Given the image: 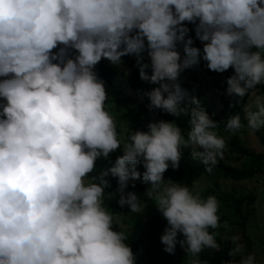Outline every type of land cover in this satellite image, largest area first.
<instances>
[{
  "label": "clouds",
  "instance_id": "clouds-1",
  "mask_svg": "<svg viewBox=\"0 0 264 264\" xmlns=\"http://www.w3.org/2000/svg\"><path fill=\"white\" fill-rule=\"evenodd\" d=\"M185 22L196 25L202 52ZM68 49L78 54L70 58ZM145 51L150 65L140 63ZM133 54L140 78L159 85L147 93L149 108L188 116L186 137L174 122L160 120L146 132H129L123 144L118 139L104 81L93 69L102 58L119 64ZM195 58L214 72L234 69L229 95L243 98L264 84V0H0V98L6 101L0 104V264H135L126 234L113 230L104 205L109 174L117 178V203L132 213L146 205L126 191L129 182L150 185L145 194L167 222L160 237L165 252L174 254L179 244L187 264H208L199 254L219 248V233L209 231L220 227L217 198L203 196L199 180L164 179L170 164L179 168L182 148L208 173L226 149L214 130L218 122L176 83ZM252 96L247 123L232 115L226 132L264 127V94ZM121 145L115 164L86 182L96 161ZM230 239L233 259L225 264H255L240 238Z\"/></svg>",
  "mask_w": 264,
  "mask_h": 264
},
{
  "label": "trees",
  "instance_id": "trees-1",
  "mask_svg": "<svg viewBox=\"0 0 264 264\" xmlns=\"http://www.w3.org/2000/svg\"><path fill=\"white\" fill-rule=\"evenodd\" d=\"M185 26L190 30L189 36L193 38L194 43L192 46L200 48L202 52L203 43L195 38L196 25L185 22ZM60 47H63V45H58L56 49L52 50L53 53H57ZM67 53L70 58H74L75 55L78 54L74 49H68ZM181 57H183L182 54ZM122 58L130 69L127 76L128 86L137 95V98L128 97L124 90L115 86L117 72L113 67L108 65L103 58L93 69L100 79L113 88L112 91H108L105 88L108 97L105 102V108L114 117L118 136L123 133V125L125 123L131 124L126 132L127 136L129 132H135L137 130L146 132L149 130L148 124L150 122L164 120L174 122L181 128L182 134L186 137L187 132L190 130L188 124L189 117L184 115L176 117L161 109H150V100L147 96L149 92L147 90V81L140 78L137 61H134L131 55H126ZM150 62V57H147L146 64L150 65ZM146 71L149 75L152 74L151 68L146 69ZM234 74V69L230 67L223 73H216L214 75L215 77H213L212 71L207 68V62L201 58H195V62L192 63L190 67L184 68L178 74V77L183 78L182 81L178 82L181 90L187 92L189 97H195L200 102V107L209 114L210 119L218 122L216 129H214L218 134L228 133L225 131V124L227 119L232 115H240L242 122L246 124L247 122L244 116L245 111L248 110L251 104L252 92L255 91V94L258 95L264 94V84H262L257 85L255 90H249V93L243 98L229 95L227 92V79ZM2 79H4V77H0V80ZM205 80H207L208 83H205ZM204 84L211 85L215 88L218 97V104L216 106L209 105L208 101L202 95ZM113 97H116V100L110 103ZM2 103H6V101L0 98V104ZM255 134L259 141L264 144V127ZM125 139L126 138H124V140ZM181 151L182 158L180 160V166L178 169H173L170 164L168 170L164 173V179L166 181L181 182L184 179H188L189 183H192L194 179L199 180L202 177H207L210 180L216 181L213 185L214 189L208 190L206 196L214 195L219 202L217 214L220 217V227L218 229H209L210 233H219V235L216 236L219 248H205L199 254L200 259L202 261H207L208 264H225L226 261L233 259L228 253L234 245L229 239L221 235L222 228H225V222H227L228 226L231 225L230 218L225 210L232 211L241 219L239 225L243 228L244 237L246 239L244 255L251 254L253 241L247 233V224L251 217V213L249 211H244V209L252 206L258 198L253 193L241 194L238 196L222 192L217 182L242 183L257 180L259 175L264 174V153H257L247 148H241L240 153L245 157V162L242 164L241 168H234L231 165L221 162L218 158V162L213 167L212 172L208 173L205 171L203 164L193 159L190 149L182 148ZM122 155L123 146L121 145V148L110 153L107 159L103 157L99 158L96 161L94 171L89 174L88 177H85V181L88 182L91 176L98 175L100 172L111 168L115 164L117 157ZM136 170L143 173L145 169L142 164H138L136 165ZM106 178L110 181V187L105 189L104 205L106 208L111 215L133 216V225L128 232L124 233L127 236L125 243L131 247L134 253L135 264H187L189 257L179 244L176 245L174 254H169L164 251L165 245L161 243L160 237L164 234L167 222L157 210L154 201L149 199L145 194L150 185L142 183L141 180H136L134 182L135 187L133 188L131 187L133 182H129V187L126 191L135 192L141 203L146 205L142 212L132 213L127 206L120 207L117 203L119 199V194L116 193L118 187L117 178L112 177L110 174ZM109 192L113 193V195L109 196ZM112 227L113 230L119 231L115 224H113ZM178 239H183L182 234H178ZM235 259L239 260L240 257L237 256Z\"/></svg>",
  "mask_w": 264,
  "mask_h": 264
},
{
  "label": "rangeland",
  "instance_id": "rangeland-1",
  "mask_svg": "<svg viewBox=\"0 0 264 264\" xmlns=\"http://www.w3.org/2000/svg\"><path fill=\"white\" fill-rule=\"evenodd\" d=\"M145 43H147L145 41ZM177 50L184 56L183 52V44H177ZM254 50V49H253ZM147 52L145 51L142 53V59L140 60L141 64H146L147 62ZM131 58L134 61H137V57L135 54L131 55ZM104 61L113 67L117 72V80L115 82V86L124 90L126 95L131 98H137V95L129 88L127 83V76L130 72V69L124 62V59L121 58V62L119 64H113L109 60L104 59ZM191 64L189 65V67ZM214 75L218 72H214ZM182 77H177L176 83L182 81ZM208 83L207 80L204 81ZM105 88L108 91H112L113 88L110 87L107 83H105ZM159 87L158 84H151L147 82V90L150 92L153 88ZM202 95L208 101L209 105L216 106L218 104V97L216 95V90L211 85H205L202 88ZM258 95V94H256ZM116 97L111 99V102H114ZM254 96L251 98V104L248 109L255 110V105L253 103ZM114 118V117H113ZM131 124L125 123L123 125V133L119 135V139L123 144L124 138H127L126 132L129 129L128 127ZM225 139L226 142V149L224 151L223 158H219L221 162L231 165L234 168H241L242 164L245 162V157L240 153L241 148H247L253 150L257 153H264V144L259 141L256 134H252L250 130H243L236 134L230 133H222L218 134ZM257 180L253 181H246L242 183H233V182H223L218 181L219 188L222 192H226L229 194L234 195H241V194H248L253 193L257 196V201L250 207L244 209V211H249L251 213V217L247 224V233L250 236L251 240L253 241V247L251 254L255 257V264H264V174L259 175ZM201 186H202V195L206 196V192L210 189H214V183L216 181L210 180L207 177H202L199 179ZM180 184H188V179H184L181 182H177ZM228 214L231 225L227 228H222L221 235L231 241V237L238 236L240 239L238 243L244 245V249L246 247V239L244 237L243 228L239 225L241 219L235 215L230 210H225ZM113 216V224H115L119 231L128 232L133 225V216L132 215H125V216ZM232 243V241H231ZM233 244V243H232Z\"/></svg>",
  "mask_w": 264,
  "mask_h": 264
}]
</instances>
